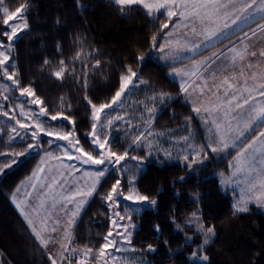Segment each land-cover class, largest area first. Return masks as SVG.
Here are the masks:
<instances>
[{"label":"snow or ice","instance_id":"obj_1","mask_svg":"<svg viewBox=\"0 0 264 264\" xmlns=\"http://www.w3.org/2000/svg\"><path fill=\"white\" fill-rule=\"evenodd\" d=\"M117 6L118 11L124 15L132 6H140L148 17H155L159 22V28L149 40V49L159 53L158 59L171 71L169 75L181 80L180 92L185 95L186 102H190L191 111L196 114L203 113L202 124L207 128L208 135L205 142L195 145L191 143L192 137L185 135L181 140L187 147L181 159L188 169L203 165L211 154L235 150V163L230 165L234 169L232 176L227 180L222 179L221 184L239 187V198L233 203V215L246 213L249 205L255 203L264 206V71L257 72L253 69L264 66V0H111ZM6 0H0V15L3 16V30L0 31V115L9 116V111L4 110L8 101L10 110L15 112L20 109L19 116L31 123L23 122L16 115L10 117L19 127L12 126L6 134L11 146L17 139L26 147L20 151L0 152V176L6 175L14 165L20 163V157H27L35 152L40 155L43 141L41 134L54 137L57 141L67 142L57 145L63 148V155L68 161H77L79 165L98 166L91 171H85L84 175L92 178V182L85 188H76L70 191L65 183L52 177L51 182L40 186L32 183L34 192L26 193L27 201L13 202L24 220V228L28 233L27 240L46 255L50 264H109V260L115 261V253L128 250L138 251L132 246V235L136 225L133 216L142 211V207L121 206V201H131L133 204L143 206L145 203L155 206L157 200L141 194L135 187L137 173L146 157L130 156L128 149L114 150L115 144L110 139L109 130L113 128L115 121H124L125 116L117 112L114 106L123 104V98L130 88L138 85H149V81L143 78V63L148 58L143 54L136 55L133 60L140 65L134 68L132 64H122L118 76V83L110 99L105 102H94L88 95L83 97L86 107L90 111V131L85 135L89 149L81 144L76 128L64 129L65 122L75 125V120L70 114L60 111H52L45 105V101L37 95V87L34 82H23L22 74L16 64L13 55L16 42L20 33L30 30L27 20L29 4L20 3L14 11L5 6ZM164 10L165 19L159 20L156 16ZM177 21L170 27L172 18ZM14 23H10L12 21ZM62 46L57 43L56 51L61 53ZM214 50V51H213ZM205 53H209L205 55ZM95 58L92 65L93 71L101 67L99 50L89 53ZM254 58V60L252 59ZM80 61L87 68L88 64L81 58V52H77L71 61L61 55L55 70L48 73L61 83L67 75L79 81L74 69L69 72L67 64ZM53 67V61L45 58L41 72ZM237 69L239 70L237 73ZM245 69L253 70L246 72ZM230 73V75H229ZM84 72V90L87 91V77ZM238 77H244L242 81ZM219 80V83L216 81ZM209 81H212L209 84ZM6 82H11L6 83ZM205 89L211 96L205 99ZM18 91L19 96L25 98L22 103L13 101L12 93ZM63 99V98H61ZM171 99L170 94L156 93L141 101L144 111L139 119H145L150 125L155 118V104L159 100ZM25 105H37L38 112ZM207 105V106H206ZM70 108V105H69ZM111 110V111H106ZM113 113H116L113 115ZM43 118V119H42ZM193 119L186 117V123ZM55 122V123H52ZM129 128L136 134L131 136L129 149L139 147L141 143L153 135L151 128L138 130L131 123V119L125 121ZM3 132V129H0ZM49 146L53 140L48 141ZM147 146L152 147V141L148 140ZM230 154V153H229ZM45 158L53 157V153L45 151ZM151 155V152L148 153ZM169 157L171 153H166ZM62 161V157H54ZM127 159L138 163L129 168L122 163ZM63 167L69 170L76 169V165L66 164ZM117 173L114 182L100 195L102 205L105 207V216L109 221V230L100 239L102 243L93 256L94 248L91 241L84 245L83 249L77 248L74 239V226L84 210L89 198L99 195V189L103 187L106 174L109 171ZM44 168L37 166L29 179H38L37 174L43 173ZM61 176L64 173H60ZM223 176V174H221ZM184 177H180V182ZM61 191L57 192L56 189ZM19 191V189H17ZM179 195V194H177ZM79 198V199H77ZM195 199V198H194ZM175 228L181 232L185 229L176 222L175 215L170 220ZM186 226L195 225L196 232L202 237V243L198 245L189 257L193 264H209V256L206 246L215 236V226H206L199 211L192 212L184 221ZM153 231L162 235L161 226L156 224ZM193 237L185 235V241L191 242ZM167 244V241H165ZM148 252H154L153 245L148 244L142 248ZM0 264H7L0 258Z\"/></svg>","mask_w":264,"mask_h":264},{"label":"trees","instance_id":"obj_2","mask_svg":"<svg viewBox=\"0 0 264 264\" xmlns=\"http://www.w3.org/2000/svg\"><path fill=\"white\" fill-rule=\"evenodd\" d=\"M24 2L29 4L27 20L30 30L19 34L13 55L23 82H34L38 85L37 95L47 107L54 112L70 114L75 120V125L65 122L64 129L58 130L75 127L81 144L88 150L90 138L85 134L90 131V111L83 97L88 95L97 103L110 99L122 64H132L138 69L140 65L133 57L143 54L148 57L143 63V78L149 81V85L130 88L124 97L126 101L132 95L136 109L143 112L140 102L147 100L144 91L170 94L171 99L156 102L153 126L160 129L180 127L186 123V117L192 116L191 122L197 124L195 130L198 137L201 136L190 105L180 95V85L170 79V69L158 60L157 52L149 49L148 42L159 28L155 17H148L140 6H132V10L122 15L111 0H6L5 6L14 11ZM156 16L160 21L165 19L162 12ZM3 28V16L0 15V31ZM57 43L62 46L61 53L56 51ZM95 50L101 53V67L93 71L95 58L89 53ZM77 52H81V58L88 67L85 68L80 61L75 64L69 62L67 67L69 72L74 69L81 77L79 81L72 79L70 74L62 83L49 77L48 73L55 70L61 55L68 62ZM45 58L53 61V67L41 72L39 69ZM84 72L89 73L87 91L84 90ZM11 95L16 104L24 100L18 91ZM4 103L5 109L11 106L8 101ZM146 118L145 114V119L136 122L138 130H143ZM119 127L113 126L109 130L114 150L122 152L128 149L130 156L146 157L137 173L135 187L141 194L157 200L155 206L145 207L133 216L136 228L132 246L138 251L132 253L141 259V264H193L189 257L199 245L200 236L193 234L191 227H184V232L177 230L170 220L175 215L176 222L182 225L184 217L196 211L206 226H215V236L206 246L209 264H264V212L249 209L246 213L233 215L234 194L221 188L216 176L227 168L232 152L211 154L203 165L188 169L185 163L153 153L148 155L150 151L143 148L147 140L139 147L133 146L134 150L129 149L132 132ZM0 129H3L0 132V152H18L26 147L19 140L8 146L5 142L9 141L6 134L9 125L0 124ZM41 140L43 150L40 155L33 152L26 158L20 157L19 164L0 176V258L7 264H50L47 256L27 240L23 217L11 201L18 185L38 166L42 153L53 149L54 144H48V136H41ZM4 159L0 157V161ZM122 163L133 168L138 162L127 159ZM116 175L110 170L103 187L98 190L99 195L90 198L84 207L74 226L76 246L83 248L91 241L94 250L99 249L100 238L109 230L100 195L114 182ZM180 177H184L182 182ZM156 224L161 226L162 235L153 231ZM185 235L193 237V240L186 242ZM148 244L153 245L154 252L142 250Z\"/></svg>","mask_w":264,"mask_h":264},{"label":"rangeland","instance_id":"obj_3","mask_svg":"<svg viewBox=\"0 0 264 264\" xmlns=\"http://www.w3.org/2000/svg\"><path fill=\"white\" fill-rule=\"evenodd\" d=\"M174 19H175V17L172 18L173 21H174ZM14 22H16V21L14 20V21H12L10 23H14ZM156 56L158 57V54H156ZM159 61L164 63L162 60H159ZM168 76L170 77V75H168ZM6 83L10 84L11 82H6ZM144 92H145V94H144L145 97L144 98H146V99H147L148 96L152 95L150 92L149 93H147L146 91H144ZM130 96H132V95L128 96L129 97L128 101H126V99L123 98V106L122 105H120L119 107L114 106L117 109V112L119 114L125 116V120L124 121H121V122L120 121H115L114 122V127L121 126L119 128H124L126 131L130 130L132 132V135H135L136 132L132 128H129L125 121L131 119V123L134 125V127L136 129H138V126L136 125V122H138L140 120L139 117H140L141 112H139L136 109L135 105H137V104L135 102L133 103V101H134L133 98H135V97H130ZM21 98H23V97H21ZM23 99H25V98H23ZM125 101H126V103H125ZM22 102L19 101L17 104L22 103ZM131 103H133V104L131 105ZM38 107L39 106H37V105H25V110H27L28 108H31L32 110L38 112ZM10 108H11V106H9V108L4 109L6 111H9V116L8 117H4V116L0 115V124L7 123L9 125V128H11L12 126H15V127L18 128L19 126L15 124V121L10 119V117L12 115H16V117L18 119H21L23 122L31 123L30 121L26 120L24 117L19 116L20 109L18 107L15 109V112L11 111ZM106 111H111V110H106ZM115 114L116 113H113V115H115ZM117 122H120V125H117V124H119ZM145 123H146V125L148 124L147 123V118H146V122ZM111 130L112 129H110V131ZM9 131H10V129H9ZM41 136H43V134H41ZM49 138H50V140H53V144H54L53 145V149H51V151H50V152L53 153V157L45 158V155H44L45 152L42 153L41 158L39 160V163H40L39 167L44 168L45 171L43 173H38L37 174L38 179L26 178L24 180L23 184H20L21 186L19 188V191H17L14 194V196L16 197V201L17 202L27 201L29 199L28 196H26V193L34 192V190L31 187L32 183L37 184V191H38L41 185L51 182V179H52L53 176H55V178L57 180L61 181L62 183H65V187L68 188L70 191H74L78 187L79 188H85V187H87V186H89L91 184L92 178L85 176L84 172L85 171H91V170L95 169L98 166L79 165V163L77 161H68L67 157L63 155V148H58L57 147V145H64L67 142L57 141V140H55L54 137H49ZM144 142H146V140ZM143 148L146 151L149 150V148L147 146V142L145 143ZM57 156L62 157V161H58V160H56L54 158V157H57ZM234 156L232 158H234ZM234 163H235V160L232 159V161L230 162V165H232ZM62 164L63 165H66V164L76 165V169L69 170L68 168L63 167ZM230 165H229V167H230ZM230 168H231L232 171H231V173H230V175L228 177L221 176V174H220V176H219L220 184H221V180L222 179L227 180L229 177L232 176V173H233L234 169L232 167H230ZM61 172L64 173L63 176L60 175ZM31 176H32V174L30 175V177ZM221 186L224 189L230 188L232 190V192L234 194L233 203L235 202V200H237L239 198V192H240L239 187H236L235 185L229 186V185H226V184H221ZM56 191L60 192L61 189L57 188ZM13 197L11 198V201L15 205V203L13 202ZM77 199H79V198H77ZM89 199H88V201H89ZM125 205L128 206V207H142V209L145 208V207H151V205L148 204V203H145L143 206H141V205L133 204V202H131V201H121V206L123 207ZM249 209H251V210L255 209V210H258L260 212H264V206H257L255 203L250 204L249 205ZM17 210L20 212L19 209H17ZM191 213L187 214L184 217L183 223L181 225L183 228L186 227V225L184 224L185 219L187 217H189ZM187 227H189V226H187ZM191 228H192V233L193 234H197V235L200 236V234L196 232L195 225L191 226ZM201 243H202V237L200 236L199 245ZM76 247L80 248V249H83L82 247H78V246H76ZM125 247L128 248V250L120 252V253H115L114 249L109 250L110 252H112L117 257V259L115 261L109 260V264H141V259H139L138 257L133 255V253L131 251V248L128 247V246H125ZM95 254H96V250H94L93 256H95ZM79 255L80 254L78 253L77 257L73 258V264H75V261L79 257ZM92 259H93L92 257L89 258V264H92Z\"/></svg>","mask_w":264,"mask_h":264},{"label":"crops","instance_id":"obj_4","mask_svg":"<svg viewBox=\"0 0 264 264\" xmlns=\"http://www.w3.org/2000/svg\"><path fill=\"white\" fill-rule=\"evenodd\" d=\"M160 12L164 13V10L161 9ZM177 19L178 18L175 17L174 21L170 24V27L172 26V24H174L177 21ZM157 54L159 55V53H157ZM208 54L209 53H205V55H208ZM252 59L254 60V58H252ZM253 70H255L257 72L264 71V66L258 67V68L253 69ZM253 70L245 69L246 72H250V71H253ZM170 71H171V69L169 70V72ZM238 71L239 70L237 69V73H238ZM169 72H168V75H169ZM229 75H230V73H229ZM170 78L172 80L176 81L179 85L181 84V80L178 77L177 78H173V77L170 76ZM238 79L240 81H242L244 79V77H238ZM211 83H212V81H209V84H211ZM216 83H219V80H217ZM180 95L182 96L183 100L186 101L185 95L183 93H181V92H180ZM210 96H211V93L208 92L207 89H205V99H207ZM187 103L191 107L190 102H187ZM194 115H195V120H196V122L198 123V125L200 127V134H201L200 137H198V134H197V132L195 130V126H197V124L194 125V123L191 122V121H188L187 123H184V124L180 125V127H174V128L171 127V128H166V129H160L158 127L153 126V124H152L153 120H152L150 125L147 124L144 127V129L150 127L151 131L153 132V135L147 138V142H148V140L152 141V147H151V149H149V151L151 153H153V154L158 155V156H163L166 159L176 160V161H179L181 163H185L181 159V157L185 154L184 149L187 147V145H185L183 143V141L181 140V137H183L185 135H189V136L192 137V140L190 142L195 144V145H199V144L205 142V139H206V137L208 135V130L202 124V120H201V117H202L203 113H201L199 115L194 113ZM168 152L171 153L170 157L168 155H166V153H168ZM231 152H232V156L228 160L227 168L224 171L216 173V176H217L219 184H220V180H219L220 174H223L224 177H228L230 175L231 171H232L231 168L229 167V165H230V162L233 159L232 157L235 155V150L229 149L226 152L216 153V155H219V154H227V153H231ZM39 164L40 163H38V166H39ZM27 178H30V176L27 177ZM23 182H24V180L20 184H23ZM20 184L16 188L14 194L17 192V189L20 188V186H21ZM220 186H221V184H220ZM221 188H223V187L221 186ZM224 190H227L230 193H233L230 188H226ZM14 194H13V196H14Z\"/></svg>","mask_w":264,"mask_h":264}]
</instances>
